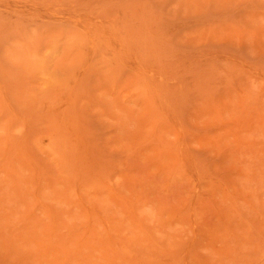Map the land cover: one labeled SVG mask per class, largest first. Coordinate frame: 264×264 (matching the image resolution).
I'll return each instance as SVG.
<instances>
[{
  "label": "rangeland",
  "instance_id": "rangeland-1",
  "mask_svg": "<svg viewBox=\"0 0 264 264\" xmlns=\"http://www.w3.org/2000/svg\"><path fill=\"white\" fill-rule=\"evenodd\" d=\"M0 264H264V0H0Z\"/></svg>",
  "mask_w": 264,
  "mask_h": 264
}]
</instances>
